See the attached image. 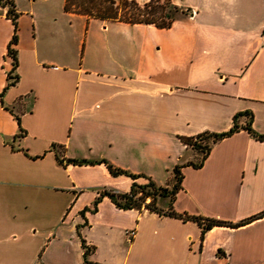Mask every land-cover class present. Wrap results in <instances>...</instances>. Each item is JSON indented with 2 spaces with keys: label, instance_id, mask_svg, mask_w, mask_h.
<instances>
[{
  "label": "crops",
  "instance_id": "1",
  "mask_svg": "<svg viewBox=\"0 0 264 264\" xmlns=\"http://www.w3.org/2000/svg\"><path fill=\"white\" fill-rule=\"evenodd\" d=\"M14 1L9 85L15 30L0 0V264H264V215L202 237L196 221L108 196L93 210L103 187L172 186L176 165L201 156L180 136L227 131L242 111L264 134V0H173L190 10L167 29ZM53 143L64 160L145 176L62 164ZM183 173L174 202L158 198L165 211L233 224L264 211V141L246 129Z\"/></svg>",
  "mask_w": 264,
  "mask_h": 264
},
{
  "label": "trees",
  "instance_id": "2",
  "mask_svg": "<svg viewBox=\"0 0 264 264\" xmlns=\"http://www.w3.org/2000/svg\"><path fill=\"white\" fill-rule=\"evenodd\" d=\"M1 3L9 7L8 15L12 17L14 24V36L9 46V54L13 57V67L9 73V77L13 79L9 83L16 84L19 80V75L12 73L18 67L17 48L15 45L18 43V29H19V12L16 11V4L14 0H1ZM65 10L69 12H75L87 15L89 17L100 18L104 20H120L129 23H146L153 24L158 28L167 29L172 27L174 22L182 15L189 12L190 9H185L173 0H149L146 2H139L137 0H66ZM247 116V120L244 124L240 123V118ZM254 114L251 111H242L235 114L232 127L224 132L204 131L192 136H180L182 141L196 150L201 156L197 161H188L180 163L174 168L175 182L172 186L158 185L154 180L148 178L146 184H139L134 181L131 190L129 192H121L115 188L103 187L99 191V196L94 202V211L97 210L98 204L102 197L108 196L118 207L120 208H138L146 207L150 210L156 211L160 214L174 216L182 218L184 220H193L198 222L202 227V237L205 233L216 225H231L239 226L246 224L255 218L264 215V211L258 215H254L250 218L244 219L236 224L219 220L215 218H209L205 216L190 215L188 213H179L171 204L170 209L164 210L157 205L159 197H170L172 202L176 199L178 192L182 189V182L184 179L183 168L185 166H193L200 168L203 166L205 160L210 155L213 146L222 139L233 135L241 129H246L250 134L259 140L264 141V134L257 132L253 126ZM20 121V118L18 117ZM23 133V132H22ZM64 146L62 144L53 143L51 149L57 154L60 163H105L110 172L113 175L125 174L132 177L134 180L145 176L143 174H135L123 168L117 167L106 159H100L96 161H89L87 159L66 158L64 160L61 155ZM150 197L151 202L145 203L146 199ZM85 245V240H83ZM89 252L87 248L86 253Z\"/></svg>",
  "mask_w": 264,
  "mask_h": 264
},
{
  "label": "built area",
  "instance_id": "3",
  "mask_svg": "<svg viewBox=\"0 0 264 264\" xmlns=\"http://www.w3.org/2000/svg\"><path fill=\"white\" fill-rule=\"evenodd\" d=\"M150 199H151V198L148 197L145 203L149 202ZM135 233H136V230H134V229H133V230H128V231H127V235H128L129 237H133V236L135 235Z\"/></svg>",
  "mask_w": 264,
  "mask_h": 264
},
{
  "label": "rangeland",
  "instance_id": "4",
  "mask_svg": "<svg viewBox=\"0 0 264 264\" xmlns=\"http://www.w3.org/2000/svg\"><path fill=\"white\" fill-rule=\"evenodd\" d=\"M147 200V199H146ZM146 202V201H145ZM151 202V199L149 200V202H147V203H150Z\"/></svg>",
  "mask_w": 264,
  "mask_h": 264
}]
</instances>
